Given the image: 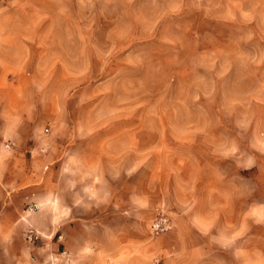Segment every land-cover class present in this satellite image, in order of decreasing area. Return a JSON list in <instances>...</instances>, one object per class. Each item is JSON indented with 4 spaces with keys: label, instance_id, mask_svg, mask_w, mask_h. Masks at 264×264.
I'll return each instance as SVG.
<instances>
[{
    "label": "rangeland",
    "instance_id": "obj_1",
    "mask_svg": "<svg viewBox=\"0 0 264 264\" xmlns=\"http://www.w3.org/2000/svg\"><path fill=\"white\" fill-rule=\"evenodd\" d=\"M0 7L37 29V167L44 154L58 161L69 136L129 135L131 185L150 202L132 203L146 248L135 254L147 264H264V0ZM160 214L170 229L153 234ZM27 228L15 250L32 244Z\"/></svg>",
    "mask_w": 264,
    "mask_h": 264
},
{
    "label": "crops",
    "instance_id": "obj_2",
    "mask_svg": "<svg viewBox=\"0 0 264 264\" xmlns=\"http://www.w3.org/2000/svg\"><path fill=\"white\" fill-rule=\"evenodd\" d=\"M15 16L0 7V264H147L132 203L149 201L131 185L129 135L69 136L58 161L44 154L37 167V29ZM21 224L47 237L15 250Z\"/></svg>",
    "mask_w": 264,
    "mask_h": 264
},
{
    "label": "built area",
    "instance_id": "obj_3",
    "mask_svg": "<svg viewBox=\"0 0 264 264\" xmlns=\"http://www.w3.org/2000/svg\"><path fill=\"white\" fill-rule=\"evenodd\" d=\"M48 130V129H47ZM40 208V205L38 203H30L26 206V211H36ZM171 222L167 215L160 214L156 216L150 223V232L153 234H159L161 232H165L168 229H170ZM47 235L42 233L41 231H38L32 226H29L27 230L25 231V238L29 243H37L41 240H43Z\"/></svg>",
    "mask_w": 264,
    "mask_h": 264
}]
</instances>
